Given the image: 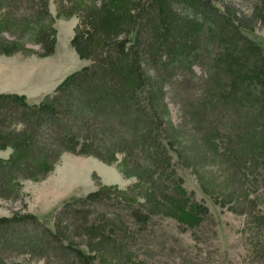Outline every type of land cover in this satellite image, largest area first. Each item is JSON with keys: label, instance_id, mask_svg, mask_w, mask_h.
<instances>
[{"label": "trees", "instance_id": "obj_1", "mask_svg": "<svg viewBox=\"0 0 264 264\" xmlns=\"http://www.w3.org/2000/svg\"><path fill=\"white\" fill-rule=\"evenodd\" d=\"M58 1L61 16H79L73 42L92 63L39 102L0 93V148H13L0 158V198L19 201V182L46 177L64 153L122 155L137 180L66 202L53 227L33 214L0 217V264H227L188 170L201 183V171L217 177L216 193L243 216V259L264 264V47L218 0H138L133 10ZM1 31L50 52L49 0H1Z\"/></svg>", "mask_w": 264, "mask_h": 264}, {"label": "rangeland", "instance_id": "obj_2", "mask_svg": "<svg viewBox=\"0 0 264 264\" xmlns=\"http://www.w3.org/2000/svg\"><path fill=\"white\" fill-rule=\"evenodd\" d=\"M1 1V0H0ZM138 0H123V5L133 10ZM233 18L240 22L243 32L264 47V0H218ZM58 0H49V10L54 18L56 29L54 47L50 52L45 45L35 42V36L15 39L7 32L0 33V56L9 61H0V85H18L21 92L30 102H39L47 95L54 94L64 80L72 73L92 63L90 57H82L74 44V37L80 18L77 14L63 17L60 14ZM7 43L10 44L9 51ZM6 60V59H4ZM16 70L12 76H5L4 71ZM170 115L175 123L181 121L179 107L171 103ZM191 134V133H190ZM189 134V135H190ZM13 148H0V158H9ZM123 156L107 162L93 155L64 153L53 165L44 178L27 179L19 182L21 198L11 202L0 198V217L16 214H33L53 227L56 211L66 202L83 197L102 186H116L125 189L137 178L127 175L123 169ZM205 183L196 178L191 170L184 172L186 185L193 189L199 199H203L217 220L218 240L227 264H247L243 259L245 248L240 230L243 227V216L232 209L230 196L224 197L215 186L217 177H210L211 172L203 173ZM203 184L206 185L204 188ZM189 239V235H185ZM25 264H43L42 260L30 256L13 259Z\"/></svg>", "mask_w": 264, "mask_h": 264}, {"label": "crops", "instance_id": "obj_3", "mask_svg": "<svg viewBox=\"0 0 264 264\" xmlns=\"http://www.w3.org/2000/svg\"><path fill=\"white\" fill-rule=\"evenodd\" d=\"M6 59V60H4ZM9 58L8 57H5V56H0V61L2 63H4L5 61H7ZM9 61V60H8ZM4 75L9 77V76H12L16 73V70L14 69H7L5 70L4 72ZM17 86H14V85H0V93H5V92H16V91H19L21 92V89L22 87L18 85V88H16Z\"/></svg>", "mask_w": 264, "mask_h": 264}]
</instances>
